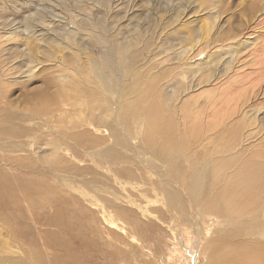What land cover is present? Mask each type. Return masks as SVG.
I'll use <instances>...</instances> for the list:
<instances>
[{
    "label": "rangeland",
    "instance_id": "rangeland-1",
    "mask_svg": "<svg viewBox=\"0 0 264 264\" xmlns=\"http://www.w3.org/2000/svg\"><path fill=\"white\" fill-rule=\"evenodd\" d=\"M101 1L106 5L0 0V264H216L214 245L230 220L202 206L207 203L201 210L188 203L194 210L186 205L185 214L170 211L158 191L160 176H146L157 166L137 162L135 151L148 149L142 133L133 136L148 127L109 117L107 125L95 123L96 106L104 103L88 97V89L96 83L95 63L100 67L105 55L116 58L118 47L127 48L133 95L141 79L144 86L157 83L149 92L165 105L162 117H172L171 136L188 156L205 165L238 139L239 165H264V0ZM127 58L118 56L116 69ZM115 100L110 107L118 113ZM112 130L131 136L132 147L116 145ZM110 146L126 153L125 160H112L115 166L133 168L147 186L155 182L159 189L149 197L160 199L158 213L145 208L148 197L133 188L131 176L113 174L106 168L110 158L98 157ZM175 187L185 196L183 186ZM251 237L250 244L264 243V235ZM232 238L231 251L238 247Z\"/></svg>",
    "mask_w": 264,
    "mask_h": 264
},
{
    "label": "bare ground",
    "instance_id": "bare-ground-1",
    "mask_svg": "<svg viewBox=\"0 0 264 264\" xmlns=\"http://www.w3.org/2000/svg\"><path fill=\"white\" fill-rule=\"evenodd\" d=\"M100 4L106 5V3L104 4V1H101V0H100ZM104 31H105V29H104ZM101 38L104 39L105 37L101 36ZM106 40H108V39H106ZM109 42H111V40ZM105 44H106V42H105ZM126 51H128L127 48L118 47L116 49L117 57L118 56L119 57L120 56H122V57L127 56L128 57L127 59H129V61H130L129 63L127 61V64H123V65H127V66L123 67V71L121 70L122 69L121 67L123 65H121L119 60H117V63H118L117 68L118 69H116V66L114 65V63L116 62L115 60L117 57L115 58L114 56H112V54L110 55L109 54V53H111L110 51H109V53H107L108 51L106 52L109 55H105L103 57V61H102V64L100 65V67L96 63H95V66H93V68L95 69L92 71L94 73L93 77H94V80L96 81L97 84L95 83L96 88L94 87L95 86L94 85L93 89L92 88L88 89L90 92V93L88 92L89 93L88 97H91L92 100L95 98V100L97 99L99 102L104 103V104L101 103L102 105L96 106V109L99 110V113H95V116L97 117V118H94L95 123L97 121V123H100V125H101V122H103V124L107 125L108 123L106 122L107 121L106 119H108V117H109L110 120H112L114 123H117V122L123 123V126H125V127H126V124H128V123L130 124V122H131V124L129 125V127L132 126V124L134 122L145 124L146 127H148V128H146L147 130L146 131L144 130L143 132H142V130L137 131V132L135 131L137 133V135L133 136V137L138 139V137L142 133V137H140V139L143 141V144L144 143L146 144V148L148 149V150H145L144 148H139L138 150H136L137 148L136 149L134 148L136 150L135 153H136V156L138 159L137 162L141 163L143 161L148 160L149 162H151V165L157 166V168L156 167H153V168H156L158 170L147 172L146 176L148 177V175H149L150 176L149 178H151L154 174L157 176L158 175L160 176L159 180H160V184H161V186H163V188L161 190H158V191H161V192L163 191V194L165 197V202L164 201L163 202L166 204V206L169 208V210L172 212L174 210H177L179 213L185 214L186 213V207H185L186 205L189 206L188 208L190 210H194L193 206H191V205L198 206V208H199L198 210L203 209L202 206H205V207H208L209 209L213 210V212L215 211V212L219 213L222 217L228 218V220H230V222L232 223L231 227L229 225L230 228L228 227L227 229H224L223 237L217 236L218 243H216V245H214L215 260H213V261L216 264H264V243L262 244V246H260L259 241H258L259 244H250L247 241L248 240L247 238L251 237L252 234H254V233H256V235L257 234L264 235V165L258 164V161L255 164H250L248 162V163H242V165H239V163H238V162H240L239 155H238L239 150L237 152L234 151V145L236 144L235 142L238 140L237 139V140H235L234 143H232L230 145L226 144L220 150L219 158L217 160H214V161L208 160L207 161V164H210V165H209V170L205 174L204 171L206 169L207 164L205 163V165H204L202 163V158H200L199 160H198V158H197V160L194 158H191L190 156L192 155V153H190V156H188V154L186 152V150H187L186 146L179 147L175 143V141L173 140L171 135H173L174 133H172L173 131L171 132V129H170L171 125L174 123V122H172V120H170L172 117L168 120L163 119L162 108L165 107V105H163L161 108L159 106V104L157 102H155V99L152 98V94L150 93L151 92L150 90L152 89V87L153 86L155 87V85L157 83H155L153 81V82L149 83V86H144V85H141V82L143 81V79H141L139 86H140V88L141 87L142 88L139 91L135 92V96L133 95L135 88L132 86L131 81L126 80L127 72L129 70V67L133 63V60H132V58H129V57H131L132 54L126 55ZM106 53H104V54H106ZM128 53L129 52H127V54ZM181 64L186 65L187 62L184 61V62H181ZM185 70H187V69H185ZM193 71H194L193 73L198 72L197 69L193 70ZM184 72L186 73V71H184ZM114 74H116L117 79L114 78ZM152 75H154V74H152ZM152 75H151V77H152ZM88 79H90V78H88ZM129 79H130V77H129ZM139 81H138V83H139ZM187 85H185V87ZM160 86H156V87H160ZM175 86H177V85H174V87ZM94 88H95V90H94ZM176 88L178 90H181V87L177 86ZM182 89H184V87ZM85 92H86V90H85ZM107 93L111 94V96H108ZM164 97H162V98H164ZM114 98L116 100H118V104H119L118 113H114L116 111L113 110V107H110L113 104ZM168 99H170V98L165 97V99H164L165 102L163 100V103L165 104L168 101ZM171 100H172V98H171ZM122 104L123 105L128 104V106L131 110L126 109V107H125L126 105L122 106ZM55 106H59V104L55 105ZM61 106H62V104H61ZM128 106H127V108H128ZM92 110H91V112H92ZM51 111H52V109H51ZM178 112H180V110ZM174 113H173V115H174ZM182 113L183 112H181V114ZM112 116H113V119H112ZM184 116H186V115H184ZM110 120H109V122H110ZM120 123H118V125H116V126L118 127ZM161 123H165L164 128L161 127ZM111 125L112 124H110L109 127ZM134 126H133V128H134ZM136 126H137V124H136ZM117 127L113 126V130L116 131ZM139 128L140 127H138V129ZM55 129H56V127H55ZM113 130L111 132L109 131L108 133H109V135H111L114 138V143H116V145L120 144L121 147L123 146L125 148H129L130 142H128V139H131L132 137L129 136L126 139L121 138V137L120 138L116 137L113 135L114 134ZM128 132L129 131L122 128V134H127ZM135 132H133V133H135ZM177 136H179V135H177ZM199 136H200V138H202V136L200 134H199ZM105 137H106V135H105ZM182 138H183V136H182ZM60 139H61V137H60ZM108 139H110V138H107V139L102 138L100 140L107 141ZM180 139H181V137H180ZM73 140H75V139H73ZM181 141H182V139H181ZM200 141H198L197 144H199ZM52 144H54V143H52ZM142 146H144V145H142ZM54 148L55 147H53V149ZM122 152L123 151H119L118 149L114 148V146H110V147H106L103 151H101L98 154V157L101 158L102 156H105L106 158H110V162L112 165L113 159L125 160L124 157H126L125 156L126 153L125 152L122 153ZM140 153H142V154H140ZM207 153H204L205 158H206L205 154H207ZM136 156L134 158H136ZM241 159H243V158H241ZM132 160L130 161V163L133 162ZM109 163H108L107 167L105 166L107 169L112 170V172L114 171L115 174L125 173L126 175H129L133 178L132 180H134V182H130L131 184H133V186H134L133 188L138 190L139 195L148 197L145 208H147L148 206L151 205V210H155L157 212V210L160 209L159 206L158 207L155 206L156 205L155 203L160 201V199L159 198L153 199V198L149 197V195L152 194V192H150L152 189H155L153 192H155V191L157 192V189H159L156 186V184L154 185L155 182L154 183L152 182L153 183L152 185L148 184V186H147L143 182L144 180L141 181L143 183H140V180H139L140 177L137 176V173L138 174H140V173L139 172L136 173L133 168H127L126 166L119 165V163H122V162H118L117 166H115L113 164V166H115V167L111 166ZM127 163H129V161ZM100 165H101V161H100ZM151 168H152V166H151ZM161 171H163V174L160 173ZM114 172H113V174H114ZM188 175H190L193 179L190 182L188 180ZM162 176H165L166 180L163 179ZM188 182H189V184H188ZM176 184L180 185V187L183 186V188L186 191L185 196H183L182 194H180L177 191V187H175ZM203 187H205V193L203 192L204 191ZM203 193H204V195H203ZM147 197H146V199H147ZM131 202H133V201H131ZM188 203H190L191 205H188ZM203 203L204 204L207 203V205L200 206V204H203ZM143 204H145V203H143ZM215 212H214V214H215ZM207 217H208V214H207ZM213 217H215V216H213ZM171 218H172V216H171ZM213 221H214V219H213ZM221 222L222 221H220V223ZM249 223L252 224L251 227L248 226ZM222 224H223V222H222ZM215 225H214V228H215ZM219 225H218V227H219ZM207 227H208V225H207ZM219 232L221 234L222 230ZM232 237H235V238L238 237V238L234 239ZM229 238L234 239V240H231L232 242L235 243V244L233 243V245H236V246L238 245V247L236 249H233V251H231V249L228 246L229 245L228 242H230V240L228 241ZM259 240H261L260 237H259ZM210 244H212V243H210ZM190 251H191V249H190Z\"/></svg>",
    "mask_w": 264,
    "mask_h": 264
}]
</instances>
